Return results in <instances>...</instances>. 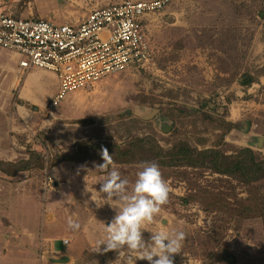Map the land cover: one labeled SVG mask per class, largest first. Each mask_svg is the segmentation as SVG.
<instances>
[{"label":"rangeland","instance_id":"rangeland-1","mask_svg":"<svg viewBox=\"0 0 264 264\" xmlns=\"http://www.w3.org/2000/svg\"><path fill=\"white\" fill-rule=\"evenodd\" d=\"M118 1L0 0V12L73 24L90 9ZM147 29L154 51L149 64L69 93L56 111L74 113L71 119H54L46 111L52 122L45 127L54 129L36 142L42 169H47L45 189L63 183L50 170L81 141L127 148L135 139L149 137L164 150L186 143L235 156L249 148L264 159L256 137L264 133V0H172L149 15ZM247 78L252 83L242 84ZM154 110L158 112L147 118ZM89 119L96 124L80 129L73 144L56 138L61 130ZM75 163L87 175L97 176L88 180L99 188V180L113 167L132 181L143 164L109 165L101 171L95 161ZM159 168L169 194L160 212L142 225L146 241L154 231H182V249L172 255L173 264H222L218 258L226 252L234 264H264V180L245 185L209 169ZM104 247L90 248L74 264H149L137 258L139 252Z\"/></svg>","mask_w":264,"mask_h":264},{"label":"crops","instance_id":"crops-1","mask_svg":"<svg viewBox=\"0 0 264 264\" xmlns=\"http://www.w3.org/2000/svg\"><path fill=\"white\" fill-rule=\"evenodd\" d=\"M98 8L83 13L81 20L73 24ZM148 19L149 16L143 20L146 33ZM57 92L58 81L52 72L35 69L24 73L17 55L0 52V161H28L30 151L37 152L38 137L54 129L45 127L46 122H52L51 117L63 120L73 117L74 113H57L59 104L46 119V106ZM95 121L83 120L75 124L77 128L61 130L56 138L71 145L74 138L78 140L80 129L93 127ZM37 123L45 128L37 127ZM256 137H259L257 144L264 148V133L259 132ZM79 165L73 161L57 162L50 172L64 181L56 182L53 190L42 186L47 169L32 168L13 177L0 172V264H74L83 260L84 252L101 245L106 236L105 224L114 217L115 209L102 199L98 186L89 184V177L93 180L97 176L87 175ZM69 219L80 227L68 229ZM65 240L69 242L66 244ZM61 258H67L68 262H55Z\"/></svg>","mask_w":264,"mask_h":264},{"label":"built area","instance_id":"built-area-1","mask_svg":"<svg viewBox=\"0 0 264 264\" xmlns=\"http://www.w3.org/2000/svg\"><path fill=\"white\" fill-rule=\"evenodd\" d=\"M171 1L122 0L91 11L78 24L0 12V50L17 55L24 73L41 69L56 76L58 92L46 106L52 115L69 93L131 67L149 64L154 51L143 20ZM47 181L52 183V177Z\"/></svg>","mask_w":264,"mask_h":264},{"label":"clouds","instance_id":"clouds-1","mask_svg":"<svg viewBox=\"0 0 264 264\" xmlns=\"http://www.w3.org/2000/svg\"><path fill=\"white\" fill-rule=\"evenodd\" d=\"M100 155L104 162L96 168L103 171L108 168L111 159L106 149H102ZM97 192L105 203L115 209L114 217L105 224L106 236L101 242V246H105L104 251L126 248L139 252L137 258L147 260L149 264H173L171 257L181 251L184 233L158 230L151 232L146 241L141 230L143 223L151 222L168 199L169 189L157 163L144 162L132 181L123 178L113 167L100 181ZM67 227L75 230L80 225L69 219Z\"/></svg>","mask_w":264,"mask_h":264},{"label":"trees","instance_id":"trees-1","mask_svg":"<svg viewBox=\"0 0 264 264\" xmlns=\"http://www.w3.org/2000/svg\"><path fill=\"white\" fill-rule=\"evenodd\" d=\"M251 78L243 80L242 84L249 85ZM106 149L111 163L109 165L131 164L156 161L161 167H188L192 169H209L215 174L225 175L252 185L264 180V159L249 148L241 149L235 156H229L216 149L198 150L186 143L164 150L151 138H138L129 147L123 148L117 144L81 141L74 145L71 156H60L57 162L82 160L103 163L100 152ZM28 161L5 163L0 161V172L13 177L17 173L32 168L42 169L43 161L36 152L29 153ZM264 215V213H263ZM216 258L218 256L214 254ZM220 259L222 264H234V259L228 252Z\"/></svg>","mask_w":264,"mask_h":264},{"label":"water","instance_id":"water-1","mask_svg":"<svg viewBox=\"0 0 264 264\" xmlns=\"http://www.w3.org/2000/svg\"><path fill=\"white\" fill-rule=\"evenodd\" d=\"M157 112H158L157 110H154L151 114H149V115L147 116V118H150L151 116H153V114H155V113H157ZM163 127H164V130H165V125H164ZM165 131H167V128H166ZM55 262H56V263H66V262H68V259H67V258H61V259L55 260Z\"/></svg>","mask_w":264,"mask_h":264}]
</instances>
